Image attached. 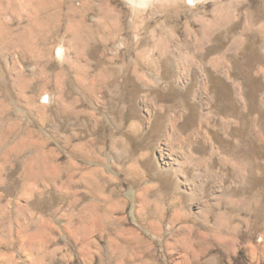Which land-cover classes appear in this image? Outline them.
<instances>
[{
    "label": "rangeland",
    "instance_id": "rangeland-1",
    "mask_svg": "<svg viewBox=\"0 0 264 264\" xmlns=\"http://www.w3.org/2000/svg\"><path fill=\"white\" fill-rule=\"evenodd\" d=\"M0 264H264V0H0Z\"/></svg>",
    "mask_w": 264,
    "mask_h": 264
}]
</instances>
